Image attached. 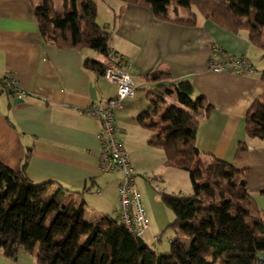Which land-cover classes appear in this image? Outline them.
Here are the masks:
<instances>
[{"label":"crops","instance_id":"1","mask_svg":"<svg viewBox=\"0 0 264 264\" xmlns=\"http://www.w3.org/2000/svg\"><path fill=\"white\" fill-rule=\"evenodd\" d=\"M108 2L103 7L107 18L102 26L110 33L109 61L113 64L117 58L127 63L135 86L134 96L121 101L113 119L135 173L133 186L141 204L143 201L149 209L153 200L142 174L151 176L156 188L171 194H177L174 183L183 176L179 169L163 164L162 150L146 143L150 132L133 119L146 107L145 92L152 88L143 75L165 68L171 82L189 80L191 97L201 94L211 105L206 116L197 115L196 149L234 168H246V190L264 214V140L247 137L243 131L245 112L263 91L259 74L264 69V53L248 42L244 30L232 33L199 13L198 17L194 13L195 24L189 26L158 20L141 4ZM180 12L169 13L184 16ZM96 54L87 48H62L43 41L30 0H0V78H14L25 91L23 97L0 93V163L17 171L30 147L26 177L33 183L52 180L69 192H79L75 200L81 198L84 207L91 206L87 212L83 207L84 220L92 215H115L120 178L118 172L99 170V124L83 113L91 102L103 103L115 95L113 83L82 66L85 58L104 61ZM224 54L243 55L252 70L213 72L209 59ZM138 87L143 93L137 96ZM240 141L245 148L234 155ZM146 224L145 231L149 229L148 221ZM0 264L38 263L33 255L20 253L15 260L0 254Z\"/></svg>","mask_w":264,"mask_h":264},{"label":"trees","instance_id":"2","mask_svg":"<svg viewBox=\"0 0 264 264\" xmlns=\"http://www.w3.org/2000/svg\"><path fill=\"white\" fill-rule=\"evenodd\" d=\"M145 6L162 21L195 24L193 6L204 19L232 33L246 32L248 42L264 53V0H119ZM43 41L62 48H87L104 61L85 58L83 68L102 75L110 66V33L96 22L94 0H30ZM170 10L182 8L184 16ZM8 78H0V93H10ZM143 79L153 84L145 92L146 107L134 116L150 132L146 143L163 152V164L184 171L191 195L159 193L173 221L166 252H157L131 234L117 215L83 218L84 201L59 183L31 182L25 175L30 147L20 168L12 171L0 163V254L15 260L31 254L38 264H253L264 250V214L246 190L247 169L199 152L194 144L198 114L211 105L201 95L193 98L189 80L170 81L167 69L149 70ZM262 93L247 108L243 131L264 140V69ZM172 98L174 102H170ZM245 148L237 143L234 155ZM162 232V231H161ZM185 239L186 241L182 240Z\"/></svg>","mask_w":264,"mask_h":264},{"label":"built area","instance_id":"3","mask_svg":"<svg viewBox=\"0 0 264 264\" xmlns=\"http://www.w3.org/2000/svg\"><path fill=\"white\" fill-rule=\"evenodd\" d=\"M208 66L213 72H229L241 74L250 72L251 65L243 55H220L217 60L210 58ZM129 65L121 59L115 58L113 64L106 67L102 76L115 86L114 97L103 103L91 102L83 109L84 115L94 118L99 124L97 134L99 142L98 168L102 172H118L120 174L117 185V209L115 215L127 230L141 237L147 229L145 212L138 193L133 186L134 170L122 150L121 141L117 136L118 129L113 119V111L121 107V101L134 96L135 86L128 73ZM10 93L15 97H23L24 89L18 87L14 78H8ZM142 176H145L142 174ZM150 181V179H148ZM155 239V238H152ZM253 264H264V250L259 251Z\"/></svg>","mask_w":264,"mask_h":264},{"label":"rangeland","instance_id":"4","mask_svg":"<svg viewBox=\"0 0 264 264\" xmlns=\"http://www.w3.org/2000/svg\"><path fill=\"white\" fill-rule=\"evenodd\" d=\"M94 1L96 2V8H97L96 22L98 25L102 26L103 20H105V18H107L106 12L104 10L105 8H103V7L106 4L108 5L109 0H94ZM53 6H54V10L61 11L62 0H53ZM177 10L181 11L180 15L185 14V10H183L182 8H177ZM189 10L191 12L195 13L197 17L199 16V14L197 13L196 9L193 6H190ZM171 11L172 10H170V7H169V12H171ZM96 55L98 56V59L99 58L101 59L100 55H98V54H96ZM149 85L151 87L153 86L152 84H149ZM140 93H143V90H141V88L138 87L136 90L137 96L140 95ZM192 98H193V96H192ZM169 101L174 102V100L172 98H170ZM130 120L132 121L131 118H130ZM131 123H133V122H131ZM132 125L134 127H136L135 124H132ZM142 131H145V130H142ZM179 172L182 173L181 175H183V176L181 179L176 180V182L174 184L177 185V189L173 188V190H176L177 194H180L183 196H189V195H191L192 190L190 187L188 176L182 170H180ZM142 178H144L145 185L147 187V191L149 192V194L151 195V198L153 199L149 202V203H151L149 205L151 208L149 207V209H147V207L144 205V203L142 201V204L145 206L144 208L146 211V220L148 221V224H149V229L143 233L142 239L151 248H152V246H154L153 249H155L157 252H166L169 248L168 240L173 236V230L170 227H167V225L173 221L174 216H173L172 212L168 208H166L159 199V193L158 192L162 191L163 187H160V189L156 188L155 187L156 182L153 180H150V181L148 180L151 178V176H149V177L148 176L147 177L142 176ZM164 190H167V189H164ZM163 192L168 193L167 191H163ZM140 197H141V195H140ZM142 198L143 197H141V199ZM93 202H95V200ZM84 209L86 212L90 211L91 206L85 205ZM154 219H155V223L157 225H159V227L155 226V223L153 221ZM150 226H152V227H150ZM149 230H151V234H153L155 236V238H157V240L151 238ZM182 240L186 241L185 239H182Z\"/></svg>","mask_w":264,"mask_h":264}]
</instances>
